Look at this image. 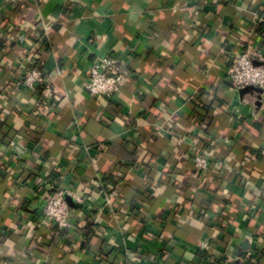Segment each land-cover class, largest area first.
<instances>
[{"label":"crops","instance_id":"crops-1","mask_svg":"<svg viewBox=\"0 0 264 264\" xmlns=\"http://www.w3.org/2000/svg\"><path fill=\"white\" fill-rule=\"evenodd\" d=\"M261 23L264 0H0V264H264V92L225 81ZM106 55L129 79L90 96ZM58 188L77 235L35 226Z\"/></svg>","mask_w":264,"mask_h":264},{"label":"built area","instance_id":"built-area-1","mask_svg":"<svg viewBox=\"0 0 264 264\" xmlns=\"http://www.w3.org/2000/svg\"><path fill=\"white\" fill-rule=\"evenodd\" d=\"M22 74L20 80L29 90H35L37 83L45 82V77L37 68H23ZM129 76L126 62L118 61L112 56H101L92 62L84 80V89L90 96L112 98L126 85ZM225 81L235 89L254 87L264 92V54L257 49L247 48L232 56L225 71ZM43 96H51L49 88H45ZM190 152L194 169L205 177L210 168L208 152L197 145H193ZM66 198L75 203L81 202V198L68 189H53L43 200L41 215L35 226H53L59 231L77 235L78 225L72 220V209Z\"/></svg>","mask_w":264,"mask_h":264},{"label":"trees","instance_id":"trees-1","mask_svg":"<svg viewBox=\"0 0 264 264\" xmlns=\"http://www.w3.org/2000/svg\"><path fill=\"white\" fill-rule=\"evenodd\" d=\"M264 29L262 28V23L259 25V32H260V34L262 35V34H264ZM65 233H67V231H64Z\"/></svg>","mask_w":264,"mask_h":264},{"label":"water","instance_id":"water-1","mask_svg":"<svg viewBox=\"0 0 264 264\" xmlns=\"http://www.w3.org/2000/svg\"><path fill=\"white\" fill-rule=\"evenodd\" d=\"M245 88H249V87H245ZM251 88H253V87H251ZM66 200H67V203H68L69 205H71L70 203H72V200L69 199V198H66Z\"/></svg>","mask_w":264,"mask_h":264}]
</instances>
